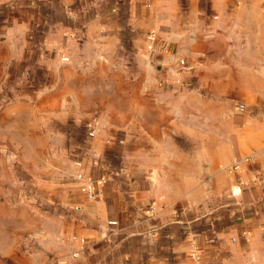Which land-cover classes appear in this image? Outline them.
Segmentation results:
<instances>
[{
	"label": "crops",
	"instance_id": "1",
	"mask_svg": "<svg viewBox=\"0 0 264 264\" xmlns=\"http://www.w3.org/2000/svg\"><path fill=\"white\" fill-rule=\"evenodd\" d=\"M150 30L167 43L212 47V54L200 53L205 64L214 66L198 73L223 65L218 61L224 57L238 65V83L251 91L264 89L257 81L264 76L260 0H0V59L40 60L42 70L32 89L81 92L69 99L82 108L67 110L69 99L56 93L37 98L43 115L67 123L57 130L67 140V165L45 160L37 171L31 168L37 177L42 172L35 200L0 196L1 205L17 208L15 203H21L10 217L0 215V264H264V119L262 131L234 136L215 152L199 148L196 141V158L190 160L188 140H203V134L190 130L188 101L179 104V129L171 110L176 102L164 101L169 109L147 116L141 115L144 105L139 102L142 129L132 144L125 142L120 58L125 44L132 45L129 54L136 56ZM60 54L70 58L67 67L59 66ZM133 73L141 75L139 69ZM150 86L138 89L154 88ZM25 102L31 101L18 106L27 107ZM90 122L108 124L88 136ZM223 128V136L232 129L229 123ZM174 133L180 134V147L174 145ZM231 144L246 153L234 158L249 159L227 172L220 160L227 159ZM206 153L211 162H204ZM174 155L179 161L174 162ZM205 169L213 172L219 190L212 192L213 199L219 203L191 205L188 197L174 198V178L186 180L190 171L197 176ZM62 175L70 180L60 182ZM101 176L95 197L79 189L83 181ZM5 182L9 188L16 183L9 171ZM47 186L53 194H45ZM46 201L53 208L48 213ZM192 251L198 259L190 256Z\"/></svg>",
	"mask_w": 264,
	"mask_h": 264
},
{
	"label": "rangeland",
	"instance_id": "2",
	"mask_svg": "<svg viewBox=\"0 0 264 264\" xmlns=\"http://www.w3.org/2000/svg\"><path fill=\"white\" fill-rule=\"evenodd\" d=\"M260 1L264 3V0ZM154 32L156 40L150 49L147 48V42L144 38V42L138 44L139 49L136 56L129 54L132 45L125 44L124 57L120 58V115L124 116V119H120V125L125 128L127 134L125 142L129 141L132 144L134 139L138 138V131L142 129L143 124H139V108L137 106L139 102L144 105L141 115L146 116L149 115L150 111L154 113L157 110L169 109L164 101L176 102L177 105H174L171 110L176 120L174 124L177 127L180 124L182 114L179 104L182 101H188L190 130L198 129L203 134V140H188L189 154L192 156L190 160L196 158V141L199 143V148L202 147L209 152H215L222 143L223 146L230 145L234 136L246 133L249 135L257 134L263 130L260 128V122L264 119V89L251 91L247 90L243 84L238 83L236 81L238 65L232 59L227 60L223 57L218 61L223 65L209 70L206 74H200L198 73L199 68L202 71L210 65L211 68L214 66L212 61L205 64V58L200 53L208 44L167 43L159 38L155 30ZM244 45V43L237 44V47L240 48L239 51H243ZM9 48H11L10 45ZM32 49L37 50L36 47ZM204 50L212 54L213 48L207 47ZM170 55H173V58ZM38 61L40 60L0 59V63L6 64L5 67L0 68V196L13 195L18 201L24 195L33 197L35 200L38 193L35 182L36 178L42 177V172L39 171L37 177L36 172L32 174L31 168L37 171L39 165L43 164L45 160L49 164L59 163L64 167L67 165V140L57 131L66 126L67 123H60L52 120L49 115H43V107L36 105L37 98L46 93H56L58 98L63 95L69 99L81 93L76 91L37 92L33 90L32 86H34V82H37L42 70L37 66ZM70 61L67 54L59 55L60 67H67ZM79 61L88 63L87 60ZM136 69L140 70V76L133 73V70ZM87 77L88 75L85 76V78ZM257 77L259 83H264V76ZM140 84L153 85L154 88L138 89ZM210 85L214 87L211 88ZM22 101L31 102L29 105L25 102L27 107L20 108L18 105ZM149 105L152 107L150 108ZM67 106V110L70 111L77 112L82 109L76 108V102L70 99ZM104 109L106 108H96V111L103 112ZM184 113L183 109V115ZM227 123L232 129L230 133L223 136L221 132L226 130L223 128V124L225 127ZM107 124L105 122L101 124L90 122L87 126L89 128L87 135H94L97 130L96 127L106 128ZM177 129L179 128L177 127ZM172 140L174 145L180 147L181 137L179 133H174ZM105 141L119 143L123 139L110 140L107 138ZM231 145L232 151L228 154L227 159L225 161L220 160L227 172L233 171L234 157L246 154L244 150ZM206 154L204 162H211V155ZM173 159L174 162L179 161L175 155ZM8 171L10 177L16 180L11 188L5 182L8 179ZM196 173L190 171L188 178L182 181L180 178H174L178 183L173 187L174 198L180 200L188 197L191 205L212 206L217 201L219 203V198L215 201L213 199L212 192H219L215 186L213 172L205 169L199 171L197 176ZM75 177L81 179L79 173ZM69 178L67 175L58 176L60 182L68 181ZM26 180H29V184H26ZM103 180L104 177L102 176L98 181L85 180L79 184V189L88 197L93 198L98 193L95 184ZM87 181L93 184L94 194L91 196L82 189ZM45 190V194H53L52 186H47ZM197 199L201 200L198 202ZM15 204L17 208L0 204V215L10 217L12 211H19L21 203ZM33 204L36 205V201ZM44 204L46 213L52 211V203L46 201Z\"/></svg>",
	"mask_w": 264,
	"mask_h": 264
},
{
	"label": "built area",
	"instance_id": "3",
	"mask_svg": "<svg viewBox=\"0 0 264 264\" xmlns=\"http://www.w3.org/2000/svg\"><path fill=\"white\" fill-rule=\"evenodd\" d=\"M145 39H146V42H147V48L150 49L152 44H153V42L156 40L155 32L153 30H150V31L146 32ZM248 159H249L248 157L235 158L233 160V162H232L233 169H238L241 166V164L243 162L247 161ZM82 189L85 190L89 196L94 194L93 184L90 181H87L82 186ZM190 256L193 259H198L199 258L198 253L196 251H192L190 253Z\"/></svg>",
	"mask_w": 264,
	"mask_h": 264
}]
</instances>
